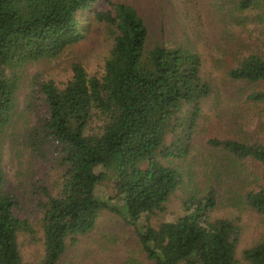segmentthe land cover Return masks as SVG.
Instances as JSON below:
<instances>
[{
	"label": "trees",
	"instance_id": "16d2710c",
	"mask_svg": "<svg viewBox=\"0 0 264 264\" xmlns=\"http://www.w3.org/2000/svg\"><path fill=\"white\" fill-rule=\"evenodd\" d=\"M106 1L109 9L98 7L101 0H0V131L14 114L21 66L59 57L85 39L91 21L105 29L109 41L98 68L75 62L63 82L34 79L29 106L38 118L26 144L41 158L52 151L61 169L57 193L41 189L47 196L38 225L45 252L38 264H58L70 245L94 230L105 210L134 229L152 264H239L241 226L233 218L214 217L213 211L225 197L232 206L264 214V139L210 137L208 144L230 160L220 164L229 177L190 193L184 214L154 225L152 215L166 210L183 182L172 162L189 155L213 84L203 76L199 53L154 41L134 6ZM226 5L218 4L219 13L239 26L241 36L264 32V0ZM245 51L227 74L250 87L242 94L259 112L257 127L264 131V54ZM250 160L259 174L248 177L237 165ZM108 178L113 193L100 195ZM4 182L0 164V264H31L19 239L21 233L35 237L37 230L20 216L19 197L5 190ZM243 256L264 264V238Z\"/></svg>",
	"mask_w": 264,
	"mask_h": 264
},
{
	"label": "rangeland",
	"instance_id": "374dc122",
	"mask_svg": "<svg viewBox=\"0 0 264 264\" xmlns=\"http://www.w3.org/2000/svg\"><path fill=\"white\" fill-rule=\"evenodd\" d=\"M111 1L134 6L146 20L154 41L159 39L183 44L199 53L203 60V76L213 84L211 95L202 105V118L193 134L194 143L189 155L183 160L172 162L182 171L184 178L180 188L166 203V210L152 215V223L158 225L163 220L184 214L183 202L190 193L204 192L211 185L217 186L220 179L223 181L229 177L225 168L220 169V164L229 165L230 160L208 144L210 137L232 136L248 141L264 139V131L257 127L261 116L242 94L250 87L246 83L232 81L227 74L246 49L264 54V32L260 36L256 33L260 38H256V35L250 38L243 32L245 38L231 18L225 20L221 17L218 4L228 1L230 6L234 0ZM98 7L109 9L110 4L101 0ZM108 42L105 29L91 21L83 41L67 48L59 57L31 61L19 69L21 79L14 114L6 128L0 131V164L5 173L4 189L18 195L22 207L20 216L29 220L37 230L35 237L27 233L20 234L21 252L28 263L38 264L45 252L42 231L38 225L42 214L40 204L47 200V196L41 189L46 187L56 194L54 183L61 173L52 151L48 150V155L41 158L33 154L26 144L25 135L38 118L35 110L29 106L34 79L38 77L63 82L70 75V66L75 62L85 63L89 70L96 69L107 52ZM239 168L244 169L248 177L252 171L259 174L251 160L245 166L239 163ZM112 186L108 178L99 187V194L111 195ZM223 192L220 188L219 194ZM213 216L233 218L240 224L237 258L239 264H251L244 258L243 252L264 238V214L246 206H232L223 197L213 211ZM58 264L152 262L142 252L134 229L118 215L105 210L100 213L94 230L82 236L77 244L70 245Z\"/></svg>",
	"mask_w": 264,
	"mask_h": 264
}]
</instances>
